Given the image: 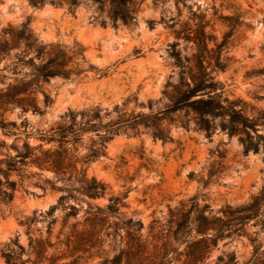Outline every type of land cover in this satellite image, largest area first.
<instances>
[{
  "label": "rangeland",
  "instance_id": "374dc122",
  "mask_svg": "<svg viewBox=\"0 0 264 264\" xmlns=\"http://www.w3.org/2000/svg\"><path fill=\"white\" fill-rule=\"evenodd\" d=\"M235 18L240 25L222 47ZM26 22L43 45H79L85 72L76 79L45 82L18 61L17 49L0 56V181L7 177L15 184L12 201L0 202V254L19 253L13 244L17 241V264H109L134 222L142 224L143 239L160 242L171 235L181 211L193 214L206 208L208 218H219L226 227L204 264H264V150L245 153L239 135L222 131L219 120L209 138L195 126L194 115L184 112L168 125L171 142L146 133L114 137L104 156L86 168L88 178L105 185L102 198L71 193L58 204L66 193L53 173L35 167L8 173L4 164L25 142L53 148L40 135L59 125L69 110L98 108L107 122L115 117V106L144 115L167 109L183 71L172 55L178 52L184 65V59L198 53L192 38L200 25L206 42L200 50L210 63L211 76L223 87V97L257 119L264 112V0H142L134 23L118 22L115 27L106 3L100 10L90 0H78L71 10L64 0L60 6L41 7L28 0H0V41L9 39V28ZM188 37L191 41L185 40ZM216 60L223 69L212 68ZM43 94L52 100L48 108ZM27 98L39 113L19 105ZM179 122H187L188 128ZM256 128L264 135V121ZM90 136L83 137L79 156L86 154ZM114 198L121 202L108 214L106 207ZM255 200L258 213L247 219L243 209ZM70 206L75 216L67 217ZM184 246L173 244L179 252ZM0 264H6L1 256Z\"/></svg>",
  "mask_w": 264,
  "mask_h": 264
},
{
  "label": "trees",
  "instance_id": "16d2710c",
  "mask_svg": "<svg viewBox=\"0 0 264 264\" xmlns=\"http://www.w3.org/2000/svg\"><path fill=\"white\" fill-rule=\"evenodd\" d=\"M63 0H28L33 7H41L48 3L60 6ZM102 9L106 3L108 5V18L113 27L118 22L125 26L134 23L135 15L142 0H90ZM159 0H153L156 4ZM178 1V0H176ZM69 9L73 10L78 6V0H64ZM238 19H232L230 30L224 35L221 46L227 44L235 27L239 26ZM184 31V30H183ZM190 33V32H189ZM8 40L0 41V56L7 55L11 50L19 51L18 61L27 66L33 72L35 78L48 81L51 78L60 77L64 80L78 78L85 72L80 64L85 63L84 50L77 44L70 48L59 45H43L34 37L28 26V22L22 24L18 29L9 28L7 30ZM185 40L191 41L190 37ZM198 53L192 59H182L178 52L173 53L175 63L183 69L180 82L173 88L174 98L171 105L154 115L127 113L124 109L115 106L111 111L115 117L103 121L101 110L90 108L80 111L69 110L60 117V124L47 133L40 135V140L46 144H52L53 148L43 150L41 146L32 147L27 142L21 148L14 149L15 156L4 161L6 171L22 173V169L35 167L39 170H46L56 177L57 181L63 183V190L66 195L58 199V204L67 198H71V193L84 195L89 199L102 198L105 195L106 187L103 183L94 178H88L86 174L87 166L104 156L107 143L114 137L124 134L139 136L141 133L149 134L154 140L162 143L171 142L168 125L175 123L173 116L184 112L194 115V124L203 131L209 138L217 127L216 121L219 120V127L229 135H239L240 143L245 153L264 150V135L258 133L257 123L264 121V112H260L257 119L245 116L241 109H237L238 103L228 101L223 97V87L211 76L209 71L210 63L206 62L204 53L205 34L200 25L192 38ZM176 44L172 45L175 47ZM202 48V49H201ZM201 49V50H200ZM200 50V51H199ZM77 61L76 63H73ZM80 63V64H79ZM211 68V67H210ZM213 69H223L219 60H216ZM88 69L95 70L92 66ZM27 90H23L26 94ZM136 103L137 99L133 98ZM21 107L37 112L32 98L19 101ZM52 104L51 98L43 94V105L45 108ZM41 113V112H40ZM105 116L110 112L105 111ZM163 123H166L165 125ZM184 129L188 128L187 122H179ZM88 138L89 146L86 154L79 156L78 147L81 145L83 137ZM4 183L0 181V202L8 204L13 199L15 184L9 182L7 177ZM50 189L54 190V184H50ZM59 190V189H58ZM110 204L106 207V213L113 214L120 204L121 199H110ZM56 207H52L48 214H51ZM67 217L75 216L71 211H75L73 206L69 207ZM205 209L195 212L181 211L174 221L171 235L164 240L143 239L140 234L142 224L134 222L127 230L125 241L121 238V248L118 253L108 262L109 264H204L206 256L211 247L215 246L218 239L224 232V223L221 219L208 218ZM98 211V208H96ZM249 213V217H254L258 213V205L255 200L252 205L243 209ZM241 218H235L240 221ZM131 224V222L129 221ZM213 234L208 237V232ZM193 233L194 237H191ZM200 236L199 239H196ZM21 252V247L17 241L13 243ZM173 244H185L182 251H178ZM20 252H2L1 258L6 264H17L21 255ZM174 256V257H172ZM21 264H24L21 262Z\"/></svg>",
  "mask_w": 264,
  "mask_h": 264
},
{
  "label": "water",
  "instance_id": "95a60500",
  "mask_svg": "<svg viewBox=\"0 0 264 264\" xmlns=\"http://www.w3.org/2000/svg\"><path fill=\"white\" fill-rule=\"evenodd\" d=\"M93 58L96 59V60H98V57H96V56H94Z\"/></svg>",
  "mask_w": 264,
  "mask_h": 264
}]
</instances>
